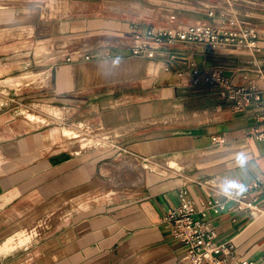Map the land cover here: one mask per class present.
Returning <instances> with one entry per match:
<instances>
[{
  "label": "crops",
  "instance_id": "crops-1",
  "mask_svg": "<svg viewBox=\"0 0 264 264\" xmlns=\"http://www.w3.org/2000/svg\"><path fill=\"white\" fill-rule=\"evenodd\" d=\"M11 1L0 6L12 14L0 25V244L16 233L23 244L0 245V264L16 252L18 264H189L163 222L181 189L198 208L225 201L205 217L216 241L264 264L253 132L264 128V0ZM232 19L258 29L257 49L175 39L151 43L153 57L131 50L150 27ZM31 62L40 84L22 85ZM193 66L221 67L227 87L194 83ZM252 85L259 100L220 93ZM233 183L263 210L237 208L224 193Z\"/></svg>",
  "mask_w": 264,
  "mask_h": 264
},
{
  "label": "built area",
  "instance_id": "built-area-1",
  "mask_svg": "<svg viewBox=\"0 0 264 264\" xmlns=\"http://www.w3.org/2000/svg\"><path fill=\"white\" fill-rule=\"evenodd\" d=\"M209 13L212 15L213 11ZM258 34L259 31L254 26L233 19L226 25L203 21L187 27H150L145 32L134 33L131 50L135 54L153 57L155 48L151 43L166 44L175 39L208 49L220 46L257 49ZM88 56L87 54L86 57ZM191 74L194 83L203 81L219 83L227 87L228 80L221 67L201 69L193 66ZM252 87L253 90L247 89L245 86L224 87L220 93L229 97L240 95L245 102L250 101L251 95L259 100L262 91L255 89L254 85ZM253 132L256 137L264 139V128L255 129ZM252 186L254 185H247V188L250 189ZM224 193L228 198L237 202V208L263 210L256 197L250 200L244 198L246 192L242 190L240 183H233L232 190L224 191ZM179 196V203L165 213L163 222L170 234L183 245L189 264H255L252 259L240 258L232 241H216V228L205 218L209 211L218 212L223 209L226 206L225 201L215 196L202 201V206L198 208L196 202L188 196L185 189L180 190Z\"/></svg>",
  "mask_w": 264,
  "mask_h": 264
},
{
  "label": "rangeland",
  "instance_id": "rangeland-1",
  "mask_svg": "<svg viewBox=\"0 0 264 264\" xmlns=\"http://www.w3.org/2000/svg\"><path fill=\"white\" fill-rule=\"evenodd\" d=\"M9 4H12V5H16L17 3L16 2H14V1H11V2H9V0H0V6H3V5H9ZM12 14H7L6 16L5 15H3V14H1L0 15V25H1V23L3 22L2 21V19L3 18H5V19H9L10 18V16H11ZM2 16H5V17H2ZM9 16V17H8ZM12 18V17H11ZM7 36H9V34H2V32H0V38H2V37H7ZM45 53H47L48 51H47V47L45 46L44 47V50H43ZM39 62H31V64L30 65H28V67H27V69H26V72H24V74L26 75V78H25V81L24 82H22V85H36V84H40V82L39 81H37V80H39L40 79V77H38V75L36 74V70H39V67H40V65L38 64ZM1 101H3V99L2 98H0V102ZM28 102V104H29V102L30 101H27ZM30 110H32V109H30ZM26 111V110H25ZM29 112V111H28ZM27 112V113H28ZM29 114V113H28ZM30 115V114H29ZM74 133H79V130H75L74 131ZM88 136H90V137H92V138H96V140H98L97 141V143L100 141V143H101V139H98V137H95L94 135H88ZM80 137H82V136H80ZM92 141V139H88V138H82V142L83 143H90ZM1 227V226H0ZM2 228H4V227H1V229H0V240L2 239V238H4V234H7V232L9 231V229H6L5 228V231H3L4 229H2ZM17 228V227H16ZM10 229H11V227H10ZM23 230V229H22ZM28 233H30L31 235H34L35 233H36V231H37V229H33L32 227H30V228H28L27 230H26ZM38 232V231H37ZM22 234H20V233H16V234H14L11 238H10V240L8 241L7 240V242L5 243L6 245H4L3 243H1L0 245H4V246H6V247H14V246H19V245H21V244H23V241L21 240L22 238H20V236H21ZM2 242V241H1ZM27 241H25L24 243H26ZM29 243V242H28ZM8 247V248H9ZM17 254V252L15 253V254H13L12 255V257L11 256H8V257H6V259L5 260H7V262L5 263V264H10V263H14V264H18L19 263V261H18V256L16 255ZM11 257V258H10ZM10 258V259H9ZM1 261H4V259H2V258H0V263H2Z\"/></svg>",
  "mask_w": 264,
  "mask_h": 264
},
{
  "label": "bare ground",
  "instance_id": "bare-ground-1",
  "mask_svg": "<svg viewBox=\"0 0 264 264\" xmlns=\"http://www.w3.org/2000/svg\"><path fill=\"white\" fill-rule=\"evenodd\" d=\"M116 7H117V6H116ZM114 10H115V9H114ZM120 10H121V8H120ZM194 156H196V155H194ZM194 156H193V157H194ZM200 156H201V155H200ZM204 156H205V155H204ZM195 160H197V159H195Z\"/></svg>",
  "mask_w": 264,
  "mask_h": 264
}]
</instances>
